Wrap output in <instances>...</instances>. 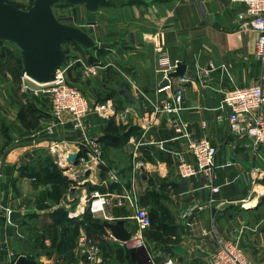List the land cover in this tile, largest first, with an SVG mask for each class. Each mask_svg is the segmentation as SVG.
Wrapping results in <instances>:
<instances>
[{
	"label": "crops",
	"instance_id": "1",
	"mask_svg": "<svg viewBox=\"0 0 264 264\" xmlns=\"http://www.w3.org/2000/svg\"><path fill=\"white\" fill-rule=\"evenodd\" d=\"M236 9L229 0H111L92 19L82 17L92 22L91 31L74 22L98 41L96 47L80 46L65 58L67 80L90 106L80 127L65 112L54 132L46 133L45 126L55 121L45 108L40 127L25 129L10 88L0 82V264H12L19 254L36 259L38 222H48L58 205L69 217H74L72 210L82 214L85 206L91 211L93 190L106 201L102 212L91 215L122 218L131 234L138 231L136 206L151 208L140 203V196L150 190L160 195L177 230L169 249L146 241L143 249L151 264L166 256L175 264H212L211 252L227 241L237 243L248 264H264V142L254 144L247 133L232 132L228 109L220 105L223 92L234 85L260 84L264 90V54L255 53L258 32L239 25ZM162 51L185 63L178 116L192 136H206L216 146L212 179L217 191L205 176L182 178L177 173L180 157H193L187 138L175 130L168 114L155 110L179 84V76H172L171 86L158 90ZM112 91L113 96L103 98ZM95 104H107L111 112L102 115ZM110 118L133 129L120 144L102 139ZM75 151L76 164L62 169L65 155ZM43 156H50L71 180L48 207H38L36 197L50 185L37 184L30 175ZM81 156L88 160L87 169L76 176L77 182L70 176L85 166ZM10 211L19 214L11 219ZM109 233L94 235L99 245L122 244ZM110 255L101 264H125L115 259L113 250ZM42 262L63 264L56 257Z\"/></svg>",
	"mask_w": 264,
	"mask_h": 264
},
{
	"label": "built area",
	"instance_id": "2",
	"mask_svg": "<svg viewBox=\"0 0 264 264\" xmlns=\"http://www.w3.org/2000/svg\"><path fill=\"white\" fill-rule=\"evenodd\" d=\"M232 6H237L236 16L239 25L251 27L258 32L255 53L259 56L264 54V0H229ZM160 64L161 79L167 78V83L159 85L158 90L171 86L172 71L177 60H172L162 51L158 58ZM187 78L179 75V84L174 88L172 95L162 100L155 107L156 111H164L176 131L187 138V149L192 155V160L183 157L176 163L177 173L180 177L196 176L198 174L208 178L207 185L212 191L218 190V185L212 179L215 165L217 148L206 136L195 137L187 130L185 123L179 118L178 111L181 108L182 85ZM21 86L28 89L34 95L43 94L50 102L49 112L54 118V123L47 124L43 131L48 134L54 132V124L63 122V113L67 112L74 126L80 127L83 117L90 109L89 103L81 90L70 83L66 77L64 64L55 70V78L52 81L38 83L26 75L21 74ZM220 105L228 109V121L232 132H245L254 144L264 142V90L260 84L234 85L226 89L221 98ZM100 114L107 116L111 110L107 104H95L93 106ZM91 142V141H89ZM88 154H90L88 152ZM95 157V156H94ZM85 166L77 169H87L88 160L81 156ZM86 159V160H85ZM98 157L93 161L97 162ZM89 165V164H88ZM90 166V165H89ZM75 169V170H77ZM74 170V171H75ZM73 174V172H72ZM111 178H115L111 175ZM106 199L98 190H93L89 200V209L93 212H102ZM84 210L82 208L81 212ZM70 216H77V211H70ZM133 217L136 220L138 231L131 234L129 239L121 241L127 247H146L147 243L143 234L144 228L150 223L148 210L143 206H136ZM109 236H112L109 233ZM113 237V236H112ZM74 251L80 255L81 264H101L103 257L101 248L94 235H89L85 230H80L74 247ZM153 259V258H152ZM212 264H248L245 255L234 241L222 243L210 254ZM79 260V261H80ZM153 264H175L170 256L154 261ZM72 264H75L72 263Z\"/></svg>",
	"mask_w": 264,
	"mask_h": 264
},
{
	"label": "trees",
	"instance_id": "3",
	"mask_svg": "<svg viewBox=\"0 0 264 264\" xmlns=\"http://www.w3.org/2000/svg\"><path fill=\"white\" fill-rule=\"evenodd\" d=\"M1 41L3 43L7 42L6 40ZM76 43L79 44L78 42ZM7 52L9 54H6ZM12 54H14L12 50L7 49L5 46L0 47V64H3L1 61L4 58V62L8 61L10 64L11 73L13 72V81H11L9 88L12 101L17 107V118L25 129L36 130L40 127L39 117L47 113L45 112V108H50V102L42 93L33 95L29 91L21 90L20 53L17 57ZM114 94V91L106 92L103 98L111 97ZM116 102L118 103V101ZM132 130V128L125 129L122 125H116L112 118H110L102 139L108 145L120 144ZM31 168L32 173L30 175L35 178L37 184L46 183L50 185L40 190L36 197V205L38 207L51 206L59 200L63 192L69 187L71 180L63 174L59 165L50 156H43L37 159V164L31 166ZM159 198L160 195L154 190L145 192L139 198L141 204H150L151 206L148 211L150 223L144 228L143 234L146 241H154L155 243H159L161 247L169 249V241L172 240L171 235L176 234L177 225L173 222V217H171L169 210L160 202ZM49 215L50 220L42 224L44 227L42 233L37 236L35 245L40 250L43 249L45 254L51 255L54 253L56 254L54 256L56 258L58 256V259L59 257H66L65 259H68V261H61L63 264L70 263L69 261L73 257V254L70 253H72L71 250L75 247L76 238L82 227L94 235L107 231L106 226L103 224V219L92 216L88 208L84 210L81 219L69 217L67 210L61 205L51 210ZM46 237L50 240L49 244L44 243V238ZM100 247L101 251L103 250L102 255L104 254L103 261L111 257L110 252L113 250L114 257L119 262L125 264H151L143 247H127L117 241L111 244L102 242ZM38 252L40 251L38 250Z\"/></svg>",
	"mask_w": 264,
	"mask_h": 264
},
{
	"label": "water",
	"instance_id": "4",
	"mask_svg": "<svg viewBox=\"0 0 264 264\" xmlns=\"http://www.w3.org/2000/svg\"><path fill=\"white\" fill-rule=\"evenodd\" d=\"M57 1H66L74 5L83 4L87 11L96 12L99 5L107 0H32L28 8L14 5L11 0H0V40L13 42L20 53L21 74L30 79L45 83L55 78L56 68L63 65L66 54L62 44L66 40L78 42L86 49L98 45L89 33L77 25L62 22L53 12L52 5ZM185 63L178 60L169 76H179L184 73ZM167 83L163 78L159 85ZM62 169L74 166L78 159V152H68ZM85 173L83 169L73 171L71 179L78 182L76 176ZM17 211H10L9 218L18 215ZM110 234L119 241L129 239L131 232L125 227L122 218L114 221L103 220ZM12 264H39L31 257L19 254Z\"/></svg>",
	"mask_w": 264,
	"mask_h": 264
},
{
	"label": "rangeland",
	"instance_id": "5",
	"mask_svg": "<svg viewBox=\"0 0 264 264\" xmlns=\"http://www.w3.org/2000/svg\"><path fill=\"white\" fill-rule=\"evenodd\" d=\"M111 0H107L105 1L104 3L100 4V6L104 5V4H108ZM11 2L18 6V7H21V8H28L32 2V0H11ZM52 9H53V12L55 13L56 17L59 18L62 22H65V23H69V24H73V25H77L79 26L80 28L83 26V27H86V28H89L91 27L90 24L92 22H84L82 17L83 18H86L88 20L92 19L93 16L95 17V12L92 13V12H89L86 10V8L84 7V5L81 3V4H78V5H74V4H71L69 2H66V1H57L55 2L53 5H52ZM83 22L82 26H80L79 24H76L77 22ZM76 22V23H74ZM80 22V23H81ZM93 29V27H91L89 29V31H91ZM7 41V40H6ZM2 46H5L7 49L9 50H12L14 54H12L13 56L17 57V55H19V50L17 48V46L13 43V42H4L1 41L0 42V47ZM81 45L77 44L76 42L72 41V40H66L63 42L62 44V48H63V51L65 52V54L67 55H70L69 53L71 52H74L77 48H79ZM6 54H9L8 52ZM66 58V57H65ZM3 61V64H0V82L1 83H4L7 87L10 86L11 84V81H13V72L11 73V68L10 67V64L8 63V61H5L4 62V58H2ZM65 60L63 61V64H65ZM20 86H21V79H20ZM21 90H25V91H28V89H24L22 88V86L20 87ZM34 95V94H33ZM87 207L85 206L84 207V210L86 209ZM83 210V212H84ZM76 211L79 212V209H77ZM91 213H94L93 211H90ZM83 214V213H82ZM82 214H79V216H74V217H79L78 219H81V216ZM100 217V216H99ZM40 225L36 226V228L39 230L37 235L35 236L34 240L37 239V236L40 235L42 233V230H43V227L42 224L43 222H38ZM82 227V226H80ZM107 228V227H106ZM80 230H85L88 234H91V235H94L92 232H88L87 229H85L84 227H82ZM79 230V231H80ZM44 243L46 244H49L50 243V240L48 239V237L44 238ZM239 247V246H238ZM38 247H36L35 245V255L37 254V258L36 260L39 262V264H42L43 262V259L45 258H49V257H55L53 255H56V254H51V255H48V254H45L43 252V249L40 250L39 248L37 249ZM38 250L40 252H38ZM72 253L70 254H73V257L72 259H70V263L69 264H72L73 262L75 261H78L80 259V255L77 253H75L74 251V248L71 250ZM41 257V258H40ZM66 257H59L58 259V256H57V260L58 261H68V259H65Z\"/></svg>",
	"mask_w": 264,
	"mask_h": 264
}]
</instances>
